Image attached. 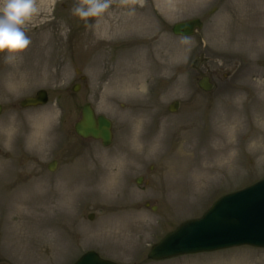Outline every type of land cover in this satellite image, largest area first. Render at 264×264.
Wrapping results in <instances>:
<instances>
[{"label": "rangeland", "instance_id": "obj_1", "mask_svg": "<svg viewBox=\"0 0 264 264\" xmlns=\"http://www.w3.org/2000/svg\"><path fill=\"white\" fill-rule=\"evenodd\" d=\"M79 3L37 0L28 49L11 64L0 54V264H74L90 250L117 264L264 260L248 246L148 259L181 223L264 179V0H112L91 27L73 15ZM194 18L204 22L195 36L172 33ZM159 54L172 66L155 79ZM203 76L213 92L198 87ZM42 89L46 105L20 106ZM87 102L113 122L109 147L75 134ZM179 125L194 136L175 133ZM196 139L220 149L203 158Z\"/></svg>", "mask_w": 264, "mask_h": 264}, {"label": "water", "instance_id": "obj_2", "mask_svg": "<svg viewBox=\"0 0 264 264\" xmlns=\"http://www.w3.org/2000/svg\"><path fill=\"white\" fill-rule=\"evenodd\" d=\"M202 24L198 19L177 23L173 32L176 35H193L196 28ZM200 87L210 92L214 85L208 77L199 82ZM80 85H75L77 92ZM46 90H39L34 97H27L20 102L22 108L38 107L48 103ZM180 108V102L175 101L169 106V111L175 113ZM0 106V113H1ZM76 134L82 139L100 141L104 147H109L113 141V123L104 116L97 115L92 104L86 103L81 109V118L74 126ZM49 169H55L51 163ZM143 178L137 180L142 184ZM149 206V204H146ZM155 208L153 207L152 210ZM93 219V216H90ZM242 245L264 248V180L254 185L217 200L201 217L189 220L167 234L150 251L151 260H164L177 256L211 252ZM74 264H117L103 259L94 251L85 253Z\"/></svg>", "mask_w": 264, "mask_h": 264}, {"label": "clouds", "instance_id": "obj_3", "mask_svg": "<svg viewBox=\"0 0 264 264\" xmlns=\"http://www.w3.org/2000/svg\"><path fill=\"white\" fill-rule=\"evenodd\" d=\"M122 4L136 3L137 0H120ZM112 0H80L72 9L73 15L88 19L97 17L111 6ZM37 0H0V54L6 64L28 49L31 38L25 26L39 13Z\"/></svg>", "mask_w": 264, "mask_h": 264}, {"label": "bare ground", "instance_id": "obj_4", "mask_svg": "<svg viewBox=\"0 0 264 264\" xmlns=\"http://www.w3.org/2000/svg\"><path fill=\"white\" fill-rule=\"evenodd\" d=\"M106 28V27H105ZM264 31V30H263ZM108 32H111L110 30H108ZM255 49H258L260 52L262 51V48H260V47H258V46H255L254 47ZM136 50L137 51H139V49L138 48H136ZM149 51V50H148ZM140 52V51H139ZM150 53V52H149ZM149 53H147L146 55H144V57H147L148 55H149ZM125 54L126 55H130L131 56V51H126L125 52ZM162 56H161V54H159V60L157 61V62H155V61H153L152 62V65L150 66V68H151V73L153 74V76L155 77V79H162V77H163V74H164V72H166V71H169L170 69H171V63L168 61V62H165V61H160V58H161ZM162 59V58H161ZM153 64H156V70L154 71V67H153ZM100 65H98V67H99ZM124 70H127V72H126V76H130V75H132L133 74V72L132 71H134V68L133 67H130V66H128V68H125ZM145 82V78L144 77H142L141 79H134V78H131L128 82H127V84H126V89L127 90H129V91H132V90H135L136 88H137V85H138V83H141V84H143ZM142 88H143V85H142ZM187 126L186 125H179V126H176L175 128H173L174 129V131H175V133H177L178 131H181L182 132V135L183 136H186V135H191L192 133H193V135L192 136H194V130L193 131H191V132H186L187 131ZM185 129H186V131H185ZM171 132H173V130H171ZM171 132H170V134H171ZM211 138H214V139H216L217 140V138L216 137H219V136H214L213 134H212V136H210ZM196 138V137H195ZM210 138V139H211ZM219 139V138H218ZM205 144L206 143H199V141L196 139V141L195 142H193V145H196V147H197V149L199 150L200 148H198V146H201L202 145V147L201 148H203V147H205V149H204V151L206 150V154H202V157L203 158H205V157H208V158H210L211 156H213V155H215L216 154V151H219V149L220 148H216V147H212V149L211 148H209V147H207V146H205ZM204 145V146H203ZM173 155V154H172ZM200 154L198 155V159L200 158ZM173 157H174V155H173ZM169 158H171V156L170 155H168V157H167V159H169ZM166 159V160H167ZM197 161V160H196ZM98 184V183H97ZM30 187V183H28L24 188L25 189H28ZM102 188H106V190L108 191V193H109V190L111 191L112 190V186L111 185H108L107 187H102ZM109 188V189H108ZM30 189V188H29ZM100 195V194H99ZM100 196H102V195H100ZM103 198H104V196H102ZM55 198H56V196H55ZM28 200V199H27ZM27 200H20V202L22 203V204H24ZM34 204V200H30V202H29V205H33ZM34 206V205H33ZM32 206V208L34 209V210H37L39 207H37V206H35V207H33ZM40 209V208H39ZM264 264V260L263 259H261V258H256V259H254L253 261H249L248 263H246V264Z\"/></svg>", "mask_w": 264, "mask_h": 264}, {"label": "flooded vegetation", "instance_id": "obj_5", "mask_svg": "<svg viewBox=\"0 0 264 264\" xmlns=\"http://www.w3.org/2000/svg\"><path fill=\"white\" fill-rule=\"evenodd\" d=\"M88 21H86L85 19H83V21L84 22H81V20H80V23H79V25L81 24V23H85L88 27H91V26H94L96 23L95 22H97L96 21V17H90V18H88L87 19ZM203 22V21H202ZM204 28V22H203V27H202V29ZM172 30H173V26H172ZM81 139V138H80ZM81 140H83V141H87V140H84V139H81ZM89 141V140H88ZM51 163H53L54 164V167H56V165H57V161L56 160H54V161H52ZM50 165V164H49Z\"/></svg>", "mask_w": 264, "mask_h": 264}]
</instances>
